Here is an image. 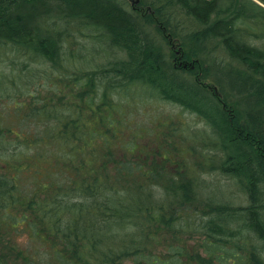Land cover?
Returning a JSON list of instances; mask_svg holds the SVG:
<instances>
[{"label":"trees","instance_id":"obj_1","mask_svg":"<svg viewBox=\"0 0 264 264\" xmlns=\"http://www.w3.org/2000/svg\"><path fill=\"white\" fill-rule=\"evenodd\" d=\"M135 6L0 0V264H264V0ZM79 38L121 57L93 65L85 44L66 45ZM174 41L193 68L172 62ZM211 76L217 88L202 82ZM136 96L210 127L219 153L196 166L236 178L246 207L199 202L196 169L128 140Z\"/></svg>","mask_w":264,"mask_h":264},{"label":"rangeland","instance_id":"obj_2","mask_svg":"<svg viewBox=\"0 0 264 264\" xmlns=\"http://www.w3.org/2000/svg\"><path fill=\"white\" fill-rule=\"evenodd\" d=\"M128 2L135 6L138 1L128 0ZM79 25L82 23L74 21L70 27L77 30ZM83 30L86 29L83 28ZM78 42L81 45L85 44L86 49L84 48L83 51H86L87 56H91L93 65L107 64L121 57V53L117 49L110 50L105 46L106 43L93 41L90 38H79L72 41L71 44L68 40L66 45L73 46ZM166 47L167 52L172 56L173 63H178L180 67L183 66L186 69L193 68L194 65H191L193 60L182 59L185 49L180 41H174ZM202 82L211 89L217 88L213 76ZM131 102L126 113L130 126L125 129L124 133L128 140L133 139L138 146H142L146 151L149 150L151 154L153 152L159 154V151L165 153L166 150H169L172 161L181 159L183 163H186V175L193 174L192 170L196 169L199 178L206 180L203 182L205 187L200 189V197L209 198L214 206L235 210L246 207V192L236 178L225 174V171L220 167L209 169L206 166L205 168L196 166L195 161L206 158L207 151L219 153L215 133L202 119L185 108L169 104L156 97L136 96L132 97ZM197 135L201 137L200 141L195 139ZM175 144L179 147H176ZM170 168L176 169L173 166ZM12 234L14 237L11 235V240L15 246L27 245L30 242L27 234ZM239 237L240 240L246 239V234L243 233ZM256 240L259 242L258 238ZM160 247L155 246L154 252L159 253ZM30 253L36 254L35 251Z\"/></svg>","mask_w":264,"mask_h":264},{"label":"bare ground","instance_id":"obj_3","mask_svg":"<svg viewBox=\"0 0 264 264\" xmlns=\"http://www.w3.org/2000/svg\"><path fill=\"white\" fill-rule=\"evenodd\" d=\"M135 8H136V6L133 7V9H135ZM216 160H218L220 163L226 165V161L224 159V154L221 157L217 158ZM217 166H220L219 163H217ZM200 180L202 182H205L206 181V180H203V178L202 179L200 178ZM198 181H199L198 179L197 180H195V179L194 180H190L189 179L188 182L182 183V184H185V183L187 184V186L185 188H183V185L182 184L177 185V188H181L182 190L183 189L186 190V189L190 188L192 185H194ZM198 189H199L198 187H193V188H191V191H192V193H195ZM244 190L246 192V189L245 188H244ZM246 197L248 198L247 195H246ZM207 200H209V198L201 197L200 200H199V202H206ZM190 210L192 211V207H190ZM190 220L192 221L193 225H200L201 224V221H202L201 218L199 216L195 215V214H191L190 215ZM202 225H204V224L202 223L200 226H202Z\"/></svg>","mask_w":264,"mask_h":264}]
</instances>
